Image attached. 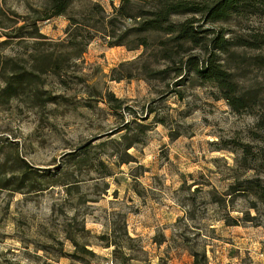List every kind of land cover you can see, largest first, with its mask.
Returning a JSON list of instances; mask_svg holds the SVG:
<instances>
[{
  "label": "rangeland",
  "instance_id": "obj_1",
  "mask_svg": "<svg viewBox=\"0 0 264 264\" xmlns=\"http://www.w3.org/2000/svg\"><path fill=\"white\" fill-rule=\"evenodd\" d=\"M45 2L0 0V264H81L69 258V235L94 254L80 255L85 264H193L194 252L205 264H264V207L230 187L234 176L261 178L264 168L243 175L238 152L218 150L233 140L260 145L250 137L254 117L233 114L187 71L157 75L170 63L155 42L110 47L116 39L107 35L132 27L99 25L119 0H78L67 16L36 23L42 38H27ZM94 7L100 20L89 16ZM70 17L93 30L88 44L79 38L78 59ZM222 27L264 36V18ZM233 52L224 64L264 106V46ZM47 57L63 62L59 76L44 66ZM13 65L46 72L7 100L2 75ZM17 159L38 171L39 184H17Z\"/></svg>",
  "mask_w": 264,
  "mask_h": 264
},
{
  "label": "trees",
  "instance_id": "obj_2",
  "mask_svg": "<svg viewBox=\"0 0 264 264\" xmlns=\"http://www.w3.org/2000/svg\"><path fill=\"white\" fill-rule=\"evenodd\" d=\"M78 0H46L44 7L38 11H33V19L27 24V38L39 39L42 36L38 33L36 23L48 21L55 17L67 16L72 5ZM94 7L89 16L91 19L100 20L101 11ZM250 18H264V0H119L117 7H113L112 18L99 22L104 29L113 27L119 21L132 24L130 29L122 33H111L107 35L116 39L110 47L120 46L134 50L135 48H149L155 42L161 58L167 63L163 71L156 73L159 76L167 75L171 72L187 71L201 84L209 85L218 93V99L223 100L235 115H250L254 117V123L250 129V137L256 141V147L251 144L231 141L229 145L218 150L238 152L235 157V166L241 169L243 175L251 170L264 168V106L261 97L251 92H242L233 74L224 62L231 58L234 49H244L257 51L264 46V36L260 33H251L247 36L230 33L222 26L237 22V24L247 21ZM70 49L78 50L74 55L78 59L84 50H79L77 46L80 39L81 44H88L93 39L90 33L84 32L81 20L70 17ZM236 26V24H233ZM220 26V27H217ZM23 27L14 30V35L19 38V31ZM1 29V27H0ZM84 32V33H83ZM94 34V33H92ZM6 38L10 36L5 35ZM7 42V41H6ZM187 53L197 51V56H189L186 59L180 57ZM179 58V59H178ZM224 59V60H223ZM44 66L55 76H59L63 69V62L59 59L47 57ZM10 68L9 73L2 75L4 83L3 97L12 99L21 94L24 90L34 87L37 84L34 79L41 76L46 71L24 72ZM37 73L38 75H34ZM107 104L112 110L121 108V101L115 99L113 95H107ZM128 110V109H127ZM152 112L142 120H147ZM140 126V125H139ZM142 127V125H141ZM147 126L142 128L146 129ZM129 129L128 123L123 125L121 130ZM145 132H143L144 134ZM127 135H124L125 137ZM126 145L128 150L136 143V136ZM86 146L81 148L85 151ZM74 154V153H73ZM72 156V155H71ZM14 165L20 171L17 184H39L42 176L38 171L31 170V167L17 159ZM262 172V171H258ZM237 174V173H236ZM230 185L234 192L243 191L248 197L260 203L264 207V175L261 178L233 177ZM6 182V181H5ZM4 184V183H3ZM52 186V185H51ZM235 186V187H234ZM6 187V185H2ZM67 239L73 246V254L69 258L84 263L82 256H94L91 251L75 241L70 235ZM108 248V245L106 246ZM82 255V256H80ZM193 264H205L203 259L194 252Z\"/></svg>",
  "mask_w": 264,
  "mask_h": 264
}]
</instances>
